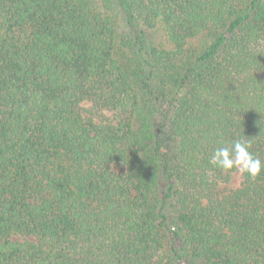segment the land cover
I'll use <instances>...</instances> for the list:
<instances>
[{
  "label": "trees",
  "instance_id": "1",
  "mask_svg": "<svg viewBox=\"0 0 264 264\" xmlns=\"http://www.w3.org/2000/svg\"><path fill=\"white\" fill-rule=\"evenodd\" d=\"M107 1L0 0V264H264V0Z\"/></svg>",
  "mask_w": 264,
  "mask_h": 264
},
{
  "label": "clouds",
  "instance_id": "2",
  "mask_svg": "<svg viewBox=\"0 0 264 264\" xmlns=\"http://www.w3.org/2000/svg\"><path fill=\"white\" fill-rule=\"evenodd\" d=\"M249 140L237 139L229 147H218L212 154L210 162L225 171L235 169L238 173H246L250 178L264 174V161L250 151Z\"/></svg>",
  "mask_w": 264,
  "mask_h": 264
},
{
  "label": "rangeland",
  "instance_id": "3",
  "mask_svg": "<svg viewBox=\"0 0 264 264\" xmlns=\"http://www.w3.org/2000/svg\"><path fill=\"white\" fill-rule=\"evenodd\" d=\"M96 1H97L96 4L99 6V8L104 13L112 15L114 17V19L119 22L120 29H121L120 31L122 34H125L126 36L134 38V33L132 32V27L128 24V21H127V14L125 13V11L122 7L120 8L117 5L112 6L109 3V1H107V0H96ZM213 33H214V31H213ZM213 33L212 32L206 33V34L198 37L197 39H195L193 41L194 46L197 49L202 50L207 43L212 41ZM152 36H153L154 41L156 43H160V44H163L164 46H168V47L170 46V44L166 38V35L162 30L158 29V30L153 31ZM240 182H241V173H238L236 171L233 174L231 184L234 186H239ZM16 238H19V237H16Z\"/></svg>",
  "mask_w": 264,
  "mask_h": 264
}]
</instances>
